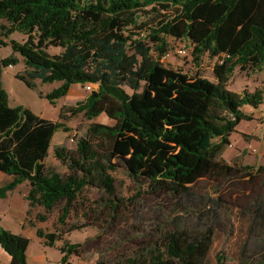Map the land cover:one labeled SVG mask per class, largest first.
Masks as SVG:
<instances>
[{"label":"trees","instance_id":"obj_1","mask_svg":"<svg viewBox=\"0 0 264 264\" xmlns=\"http://www.w3.org/2000/svg\"><path fill=\"white\" fill-rule=\"evenodd\" d=\"M0 20L7 22L0 25V48L11 46L24 58L25 74L16 77L31 90L38 92L37 80L61 83L47 95L55 104L76 84L95 86L85 102L63 107L59 120L105 114L115 121L113 126L90 125L88 136L96 144L87 139L79 144L81 161L72 160L74 175L48 170L55 134L69 130L62 121L11 106L3 74L19 59H0V172L13 178L0 187V199L28 182L30 208L49 212L64 203L58 222L65 228L88 186L114 194L111 171L115 160L123 162L132 177L171 194L176 216L170 229L160 231V243L118 264H207L222 201L195 196L192 186L234 171L223 160L230 137L241 122L255 118L244 108L259 109L264 103L261 90L239 94L228 89L237 68L264 70V0H0ZM15 33L27 39L18 42L11 38ZM169 38L192 44L197 65L206 55L217 59V82L161 64L170 51ZM52 47L62 52L52 55ZM65 152L56 150V155L65 161ZM255 206L249 244L264 250V199ZM120 208L112 206L115 212ZM160 214L155 211L154 220ZM79 229L46 233L39 228L37 236L48 247L62 242L60 262L75 264L70 258L79 256L82 245L65 236ZM30 243L0 227V247L10 256L9 264H29ZM225 261L218 255L217 264ZM243 261L264 264V254Z\"/></svg>","mask_w":264,"mask_h":264},{"label":"rangeland","instance_id":"obj_2","mask_svg":"<svg viewBox=\"0 0 264 264\" xmlns=\"http://www.w3.org/2000/svg\"><path fill=\"white\" fill-rule=\"evenodd\" d=\"M3 24L7 22L0 20V25ZM11 38L21 43L27 39L21 33H15ZM168 43L172 56L168 60L167 67L190 77L199 75L217 82L213 73L217 59H211L206 55L197 65L193 56L194 47L191 48L190 57H182L176 52L181 44H189V42L169 38ZM49 52L58 55L62 50L52 47ZM10 56L19 59L16 66L7 68L3 74V83L10 96L11 106H23L43 118L62 121L66 125L69 132L59 130L55 134L45 164L48 170L63 177L74 175L76 170L73 169L72 160L81 161L79 144L83 139L89 140L92 145L96 144L88 136L90 125L99 123L113 126L115 121L105 114L94 120L87 119L83 114L59 120L63 107H72L85 102L91 92L83 86L79 96L70 92L52 104L47 95L58 89L61 83L44 84L37 80L38 92L31 90L16 77L18 74H25L24 58L11 46L0 48V59ZM228 89L239 94L244 91L264 92V70L255 72L252 69L243 71L237 68L228 84ZM244 110L253 114L255 118L238 125L236 132L230 137L232 145L223 155L224 162L234 171L229 176L220 174L213 178H203L192 186V193L195 196L222 201L219 209L221 219L215 226L216 234L207 264H217V257L220 254L225 256V264H244V257L260 258L264 254L260 245L249 244L255 203L264 199V171L260 172V168L264 169V103L259 109L245 107ZM62 149L66 151L65 161L56 155V150ZM114 164L117 166L111 171L115 180L114 194L109 195L103 190L88 186L75 205L68 226L65 228L58 222L64 203H60L49 212L41 206L30 209L27 226L23 230V235L31 240V246L27 251L29 264H48L43 260V245L37 236V228L46 233H55L69 227H79V230H74L65 236L71 244L82 245L79 256L70 258L75 264H118L133 257L144 246L161 242L160 231L170 229L176 216L175 206L171 205L172 201L169 200L171 194L165 189L155 192V188L147 181L132 177L125 163L115 160ZM12 179L0 172V187ZM29 189L30 185L26 182L20 188V192H16L8 199H0V215L2 214L4 222H8L14 232L22 231L19 213L26 208L23 202L27 200L22 197ZM113 205L121 206L118 212L112 210ZM184 205L189 206L190 202L184 201ZM166 208H169L170 212ZM157 210H161V214L157 220H154V213ZM40 215L46 216L44 222L40 220ZM62 245V242H57L56 247L47 248L49 264H62L60 262L62 254L59 250ZM9 260L10 256L0 247V264H8Z\"/></svg>","mask_w":264,"mask_h":264},{"label":"crops","instance_id":"obj_3","mask_svg":"<svg viewBox=\"0 0 264 264\" xmlns=\"http://www.w3.org/2000/svg\"><path fill=\"white\" fill-rule=\"evenodd\" d=\"M83 86L84 85H81V84H76V85H74V86H72V88H71V91L70 92H72V93H74V94H76L77 96H79V93H80V91L83 89ZM75 98H77L76 96H75ZM2 175V174H1ZM4 176V175H3ZM26 183V182H25ZM25 183H23L22 185H20L19 187H18V189H16L15 191H13V192H11L9 195H8V197L6 198V199H8L9 197H11L12 195H15V193L16 192H20V188L22 187V186H24L25 185ZM28 192L29 191H26V192H24L23 193V199L24 200H27V195H28ZM15 204H16V202H14ZM23 203H25L26 204V208L24 209H22V213H19V223H20V226H21V229H22V231L21 232H14V230H12V228H11V226L9 225V223L7 222H4V219L1 217V215H0V227H2V228H5V229H7V230H9V231H11L15 236H24L23 235V230H24V228L27 226V217H28V213H29V211H30V203H29V201L27 200V202H23ZM36 227H38V226H36ZM37 229H39V228H37ZM37 233V232H36ZM39 238V237H38ZM40 239V238H39ZM40 241H41V244L43 245V260H44V262L45 263H48L49 264V262H50V260H49V258L47 257V248H51V247H48V246H46V244H45V242H44V240L43 239H40ZM30 246H31V243H30ZM29 246V247H30ZM52 248H54V247H52ZM27 256H28V254H27ZM209 257V256H208ZM9 262H10V260H9ZM9 264V263H8Z\"/></svg>","mask_w":264,"mask_h":264},{"label":"built area","instance_id":"obj_4","mask_svg":"<svg viewBox=\"0 0 264 264\" xmlns=\"http://www.w3.org/2000/svg\"><path fill=\"white\" fill-rule=\"evenodd\" d=\"M193 47L192 44H181L177 49L176 52L182 57H190L192 55V50L191 48ZM172 52H168L166 55H164L162 58L159 59V62L163 64L164 66L167 65L168 60L171 58ZM86 90L92 92L95 89L94 85L88 84L85 85Z\"/></svg>","mask_w":264,"mask_h":264}]
</instances>
